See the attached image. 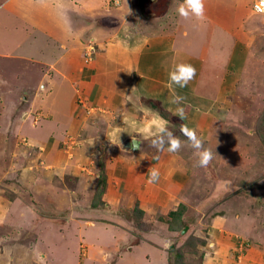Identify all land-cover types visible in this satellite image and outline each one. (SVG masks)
<instances>
[{
  "label": "crops",
  "instance_id": "crops-1",
  "mask_svg": "<svg viewBox=\"0 0 264 264\" xmlns=\"http://www.w3.org/2000/svg\"><path fill=\"white\" fill-rule=\"evenodd\" d=\"M72 1L0 0L1 60L4 64L13 60L21 66H34L31 70H14L9 77L4 75V110L9 106L6 98L14 90H23L20 80L25 79L24 74L31 75L29 87L38 94L34 98L36 105H26L27 110L21 114L28 117L31 108L45 113L34 128L24 132L33 140L51 142L44 168L33 169L31 165L29 175L21 173V179L28 177L30 181L31 191L35 192L32 197L26 196L28 191L21 192L20 186L12 199L0 197V230H4L0 264H58L57 257L63 263L67 257V264H72L73 237L76 247L82 241L87 248L80 262L75 258L76 264H118L127 256L128 264H132L135 252H143L145 258L137 264H169V238L176 231L170 230L161 218L187 202L184 194L194 162L190 152L195 151L183 143L186 137L180 131L173 130V122L177 119L180 126L187 125L198 133L203 130L210 108L221 97L218 90L214 93L210 88L211 82L218 80L210 78L211 65L205 62L221 60L225 70L222 82L230 86L233 76L229 68L238 62V57L234 58L231 45L228 53L219 57L206 42L208 38L201 42L198 38L179 40L178 34H184L178 32L182 28L180 16L176 17V32L172 34L162 25L157 29H132L124 26L128 13L111 18L110 9L103 4L104 12L98 9L95 19L105 23L112 19L117 27L111 23L93 26L89 21L94 14L86 9L88 3L82 0L76 5L74 1V8ZM83 34H91L96 41L92 59L84 56L89 43L82 45ZM179 62L192 64L196 75L184 88L173 85L175 93L183 97L173 103V89L166 84L169 70ZM224 90L225 86L223 93ZM80 101L91 108V113L82 110ZM181 107L183 119L176 115ZM160 118L168 121L169 130L181 140L178 152L169 153L167 144L164 151H158L151 145V138H146L149 128L154 130ZM80 131L87 134L82 139L84 146L82 142L81 149L66 154L57 141L64 134L75 137ZM133 138L141 141L140 149L126 147ZM96 159L102 166L95 167ZM153 168L159 170V179L149 184ZM95 193L99 203L94 200ZM84 197L87 207L83 206ZM134 210L142 228L130 230ZM215 221L219 225L225 217L215 219L214 225ZM221 229L218 227L214 236L217 248H223L219 241L224 237ZM104 233L109 242L99 237ZM225 240L230 243L225 250L233 248L236 240ZM214 252V257L205 256L202 264L218 260L220 252ZM258 261L264 264V258Z\"/></svg>",
  "mask_w": 264,
  "mask_h": 264
},
{
  "label": "rangeland",
  "instance_id": "rangeland-1",
  "mask_svg": "<svg viewBox=\"0 0 264 264\" xmlns=\"http://www.w3.org/2000/svg\"><path fill=\"white\" fill-rule=\"evenodd\" d=\"M74 1L76 5L82 3V0ZM74 1L72 6L75 8ZM86 2L89 14H94L93 20L89 18L91 20L89 23L93 22V26L111 23L113 27H117L113 25L112 19L110 21L107 19L106 23L95 19L98 9L99 12L101 10L104 12L105 8L102 9L104 4L110 9L111 18H113L112 15L121 17L124 13H128L124 21L126 27L149 30L157 29L159 25H162L165 31L172 34L173 31L176 32V17L180 16L177 14L178 6L184 0H85ZM252 2L253 0H204L203 19H197L191 13L188 18L181 16L178 18L181 19L182 25L178 32H184V34H178L179 40L198 38L201 42L204 38H208L209 41L206 40V42L217 51L219 57L222 56L221 53L226 55L227 48L231 45L234 58L238 57V62L229 68L233 76L231 79L233 82H229L230 86L227 81L222 82L225 70L221 60L215 63L212 60L205 62L206 66L211 65L210 78L213 81L218 80L215 84L211 82L210 88L214 93L218 90V96H221L216 105L210 108L207 125L198 133L204 140V147L213 150V158L208 166L200 167L198 166V150L191 147L195 150L194 154L190 152V158L194 161L193 174L189 177V188L184 194L187 202L181 203L184 204L183 225L181 226L175 220L169 221L168 217L161 218L166 226L177 227L175 235L169 238L167 250L169 264H202L205 256L214 257V251H219L220 255L216 257L218 260L213 258L211 264L247 262L263 264L258 259L264 258V13L253 12ZM166 5L169 6L168 11L166 9L163 12ZM128 8L131 10L130 13L127 12ZM85 42L89 43V48L84 56L86 60L87 57L92 59L93 53L97 51V45L93 43L96 41L91 34L88 36L83 34L82 45ZM20 64L19 61L13 60L4 64V60L0 58V105H2L0 106V197L7 196L8 199L18 194L20 187L21 192L28 191L26 196L32 197L35 192L31 191L30 181L28 177L21 179V173L29 175L32 172L31 165L33 169L35 166L37 169L44 168L46 152L51 143L50 140L48 142L33 140L24 132L26 131L24 129L34 128L45 113L42 109L30 107L28 117L24 115L23 118L21 114L27 110L26 105L32 107L36 105L34 98L38 94L33 93L34 87H29L31 75L24 74L25 79L20 80L23 90H14V93L12 92L13 94L6 98L9 100V106L4 110V86L2 87L4 75L9 77L14 70L22 71L21 67L29 70L34 67L28 65L29 63H23V66ZM228 71L226 73L230 74ZM219 84L221 85L218 89ZM80 104L85 113H91V108L87 107L86 103L83 104L80 101ZM97 110L101 111L99 108ZM160 113L167 116L164 111ZM5 117L7 120L4 122ZM180 123L175 119L173 130L180 131ZM86 135L83 131L78 132L75 137L69 133L64 134L57 141V145L66 154L74 153L73 151L84 146L82 139ZM127 142L126 147L129 148ZM183 143L190 144L187 138ZM94 164L95 167L96 164L98 167L102 166L100 159H96ZM72 184L74 185L73 182ZM76 197L78 199L79 196ZM85 198L87 197L82 199L83 202ZM94 200L99 203L96 193ZM83 206L87 207L85 202ZM137 214L138 212L134 210L130 230L142 228ZM223 217H225L223 223L218 225L215 221L214 225L215 219L220 220ZM59 224L62 226L63 222ZM218 227L222 228L221 231L224 234V237L221 236L219 239L224 249L217 248L215 243L214 236ZM1 237L4 239V230H0L2 242ZM99 237H102L101 239L105 242L110 241L105 233ZM229 237L236 241L233 248L225 250V247L227 248L230 244L226 243L225 239ZM119 238L118 236L117 240ZM73 239L72 264L75 263V258L78 259L77 262H80L87 254V248H84L83 242L80 241L76 247V237ZM142 253L135 252L137 256L133 258L132 264L145 260ZM56 254L64 257V254L58 251ZM57 258L58 264H67L69 260L65 257L63 263L62 258ZM117 262L128 264L129 256ZM98 263L103 262L98 261ZM88 264H96V261Z\"/></svg>",
  "mask_w": 264,
  "mask_h": 264
},
{
  "label": "clouds",
  "instance_id": "clouds-1",
  "mask_svg": "<svg viewBox=\"0 0 264 264\" xmlns=\"http://www.w3.org/2000/svg\"><path fill=\"white\" fill-rule=\"evenodd\" d=\"M130 9L128 11L130 13ZM178 14L181 17L188 18L191 13L197 19H203L204 17V0H184V2L178 6ZM195 67L187 62H179L174 64L168 72L169 83L166 87L173 89V85L180 88H184L195 77ZM173 103H179L183 97L177 95L173 89ZM176 115L181 119L184 118V109L178 108ZM180 132L188 139L191 147L197 149L198 166L206 167L209 165L213 158V150L204 147V140L198 135V132L194 128H189L187 125H182ZM146 138H151V145L158 151L165 150V144H167V151L169 153L178 152L182 147V142L179 137L173 135V132L168 128V121L160 118L154 124V130L150 127ZM141 141L135 138L132 139L130 145L131 150L140 149ZM159 179V170L153 168L149 174L148 183L152 184Z\"/></svg>",
  "mask_w": 264,
  "mask_h": 264
},
{
  "label": "trees",
  "instance_id": "trees-1",
  "mask_svg": "<svg viewBox=\"0 0 264 264\" xmlns=\"http://www.w3.org/2000/svg\"><path fill=\"white\" fill-rule=\"evenodd\" d=\"M102 173H100V175H101ZM100 186L98 185V188H99ZM101 192V191H100ZM183 210H184V204H179L178 206H177V208L175 209V210H171L169 213H168V220L169 221H172V220H175V221H177V223H179L181 226L183 225L182 224V214H183ZM169 224H170V222H169ZM168 228L170 229V230H175V231H177V227L175 226V225H172V226H168Z\"/></svg>",
  "mask_w": 264,
  "mask_h": 264
},
{
  "label": "built area",
  "instance_id": "built-area-1",
  "mask_svg": "<svg viewBox=\"0 0 264 264\" xmlns=\"http://www.w3.org/2000/svg\"><path fill=\"white\" fill-rule=\"evenodd\" d=\"M251 9L255 13H264V0H253Z\"/></svg>",
  "mask_w": 264,
  "mask_h": 264
},
{
  "label": "water",
  "instance_id": "water-1",
  "mask_svg": "<svg viewBox=\"0 0 264 264\" xmlns=\"http://www.w3.org/2000/svg\"><path fill=\"white\" fill-rule=\"evenodd\" d=\"M131 143H132V140H131L130 142H127V145H129V146H130V145H131Z\"/></svg>",
  "mask_w": 264,
  "mask_h": 264
}]
</instances>
